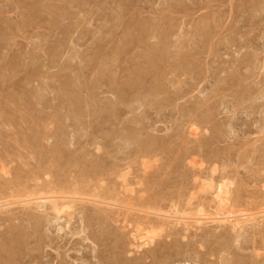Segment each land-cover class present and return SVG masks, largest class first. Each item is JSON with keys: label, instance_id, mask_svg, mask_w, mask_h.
Returning <instances> with one entry per match:
<instances>
[{"label": "rangeland", "instance_id": "374dc122", "mask_svg": "<svg viewBox=\"0 0 264 264\" xmlns=\"http://www.w3.org/2000/svg\"><path fill=\"white\" fill-rule=\"evenodd\" d=\"M262 210L264 0H0V264H264Z\"/></svg>", "mask_w": 264, "mask_h": 264}, {"label": "bare ground", "instance_id": "6f19581e", "mask_svg": "<svg viewBox=\"0 0 264 264\" xmlns=\"http://www.w3.org/2000/svg\"><path fill=\"white\" fill-rule=\"evenodd\" d=\"M156 54V53H155ZM150 89V88H149ZM5 172V171H4ZM38 174V173H37ZM12 176V175H11ZM16 178V177H15ZM197 179V178H196ZM19 180V179H18ZM50 182V181H49ZM42 183V182H41ZM203 185V184H202ZM62 187H60L61 189L58 191V190H55V188H54V190L53 189H51L52 191H47L48 193H49V195H45V196H43V195H37V197L39 196H42V197H40V198H45L46 200H48L51 204H52V206H53V209L56 211V212H60V211H64L66 208H67V206H70L71 207V204L72 203H74V202H71V200H73L74 201V199H86V200H89V201H93V202H99V203H105L106 205L108 204L109 206L111 205V207H112V205H116L115 204V202H111V201H102V200H99V199H95V198H83V197H80V196H77V195H74V194H77L78 193V191H76V190H74V191H69V190H65L66 188H65V186H63V185H61ZM218 186V185H217ZM212 187V184H208L205 188H211ZM6 188H7V186H6ZM53 188V187H52ZM203 191H204V189H202ZM206 190V189H205ZM7 192V191H6ZM50 192H52V193H50ZM217 197H219V204L222 206V203H223V199H224V195H225V193H227L226 192V190H225V188H224V185H222V184H220L219 186H218V188H217ZM73 194V195H72ZM99 195V194H98ZM20 197V196H19ZM36 197V196H35ZM38 197V198H39ZM15 198V197H14ZM39 198V199H40ZM67 198H69V199H71L70 201H62V200H66ZM99 198V197H98ZM109 198V197H108ZM32 199L33 198H30V199H28V197H26V199H23V200H21V202H24V203H29L30 201H32ZM110 200V199H109ZM19 202V201H18ZM218 202V201H217ZM39 203V202H38ZM7 204V203H6ZM74 205V204H73ZM121 205V204H120ZM125 206V205H124ZM119 207H121V206H119ZM126 207V206H125ZM130 207V206H129ZM69 208V207H68ZM130 208H133V207H130ZM130 208H129V210H130ZM70 209V208H69ZM69 209H67V210H69ZM127 209H128V206H127ZM219 212V211H218ZM221 212H223V211H221ZM221 212H220V214H221ZM228 212V211H227ZM227 212H226V214L225 215H218L219 213H217L216 212V215H218V216H212V217H200V215L198 216V217H193L194 218V220L196 221V223H199V222H201L202 221V218H212V221L214 220V221H225V220H230V219H232L231 218V216L233 217V213L232 212H230V214H232L231 216L230 215H228L229 214V212H228V214H227ZM261 213L262 212H264V210H262V211H260ZM259 212V213H260ZM61 213V212H60ZM127 213V212H126ZM148 213H150V211H148ZM147 213V214H148ZM67 214H68V212H67ZM70 214V213H69ZM68 214V215H69ZM108 215H110V214H108ZM126 215V214H125ZM129 215V214H128ZM235 215V214H234ZM248 215V214H247ZM252 215V214H251ZM71 216V215H70ZM113 216V215H112ZM183 216V215H182ZM242 216V215H241ZM177 217V216H176ZM181 216H179V218H180ZM262 217H264V214L262 215ZM175 218V217H174ZM185 218V217H184ZM234 218V217H233ZM243 219L245 220V217L243 216ZM241 220V219H240ZM175 221V220H174ZM237 221H239V220H237ZM237 221H236V223H237ZM246 221V220H245ZM172 222V221H171ZM187 222V221H186ZM241 222H243V220L241 221ZM239 223V222H238ZM237 223V224H238ZM234 225H236V224H234ZM29 227V226H28ZM149 243V242H148ZM118 244V243H117Z\"/></svg>", "mask_w": 264, "mask_h": 264}]
</instances>
